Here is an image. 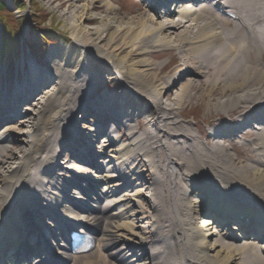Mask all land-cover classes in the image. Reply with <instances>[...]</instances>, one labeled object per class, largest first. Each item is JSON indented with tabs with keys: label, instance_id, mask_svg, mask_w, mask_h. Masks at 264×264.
I'll list each match as a JSON object with an SVG mask.
<instances>
[{
	"label": "bare ground",
	"instance_id": "6f19581e",
	"mask_svg": "<svg viewBox=\"0 0 264 264\" xmlns=\"http://www.w3.org/2000/svg\"><path fill=\"white\" fill-rule=\"evenodd\" d=\"M92 1L105 7L104 18L73 6L62 13L70 15L72 44L54 63L55 75L42 74L47 87L34 89L35 103L18 117L21 129H33L23 132L24 146L16 135L22 131L14 133L5 122L11 118L0 115V264H77L104 249L111 250L110 264H264V0H149L126 18L111 1ZM221 11L227 27L214 16ZM94 20L102 26L83 28ZM170 49L185 68L158 78L149 56ZM31 67L36 84L40 70ZM188 69L198 72L200 88L193 78L177 86ZM101 80L113 90L96 102L101 116L82 139L77 112ZM192 97L216 110L252 107L212 131L214 143L205 147L179 120L177 106ZM15 101L0 97L2 114L21 115ZM46 114V132H36ZM102 115L119 125H104ZM249 127L254 155L238 166L219 141ZM67 145L72 158L83 157L66 163L71 177L58 178ZM231 222V231L242 234L218 232ZM70 230L93 235L96 250L71 256ZM247 236L245 244L234 243Z\"/></svg>",
	"mask_w": 264,
	"mask_h": 264
},
{
	"label": "rangeland",
	"instance_id": "374dc122",
	"mask_svg": "<svg viewBox=\"0 0 264 264\" xmlns=\"http://www.w3.org/2000/svg\"><path fill=\"white\" fill-rule=\"evenodd\" d=\"M50 1L0 0L3 6V9L0 8V97L3 100H9L10 103L15 97L16 110L21 113V115H15L14 109L13 114L5 116V114H2V112L7 108V106L5 102H0V115H2L4 118H11L5 122L12 123L10 126L15 127L14 131L16 132L14 133L22 131L20 134H16L18 139H22L19 140V143L22 144V146L25 145L24 141L28 140L23 132H31L33 129L26 128L25 126H22L21 129L18 125L21 120H19L18 117L23 118L22 114L24 115L27 112V108L35 103L36 93L34 89L40 90L47 87V82L44 81L46 77L42 78V76H44L42 74L46 73L50 77L55 75L56 68L54 67V63H60L62 60H64V50H66V48L72 44L70 38V18L68 17L70 15L63 16L62 13L66 10H71L69 9L70 6H73V8H77L79 13H84L86 11L90 16L95 18H104V16L107 15H105V7L100 1ZM109 1L112 2L115 7L116 14L121 18H126L129 17V15L131 16L139 11H142L144 8L148 7L147 4H149L147 0ZM72 12H74V9H72ZM156 13L161 16L162 9L158 8ZM204 13L206 15H213V13H211L209 10H205ZM74 15L78 16L80 14L74 12ZM220 15V13L214 12V16L220 18ZM220 19V22H224V26L227 27L226 21L222 18ZM100 26H102V23L98 20L83 23V28L89 29L91 31L99 28ZM149 60L156 65V69L153 73L155 75L157 74L158 78L171 75L177 70L185 68L181 65L182 60L180 52L175 49L156 52L149 56ZM32 64H37L40 70V82L36 84L32 83V77L30 75ZM192 65L193 64H191V66ZM159 66H161L160 69ZM195 73L197 74L198 72L193 69H188V71L186 70L182 79L178 81L177 86L179 87L183 84H186L188 78H193V87L200 88L201 85L198 83L199 77ZM24 81L27 83L25 84ZM25 85L27 86L26 90L20 89ZM94 87L95 89L92 93V100H88V102L84 104V110L77 112V118L79 119V122L76 125V128L79 132L78 134L82 135V139L85 135H89L86 133V129L93 128V125H96L98 121V117L101 116V109L98 107V103L96 102L100 103L102 101L101 97L104 94L111 93L113 90L111 83L105 80L98 81ZM195 94L196 90L191 91V95ZM206 98L208 99V97ZM207 99L192 97L191 99H186L182 105H178L177 109L179 112V120L191 128V131L197 135V138L202 146L210 147L214 143L213 138L210 137V133L212 131H221L222 129H225L228 127L227 124H230L231 122H238V116H240L245 111L251 110L252 105L246 108H238L234 111L228 112L224 110H216L214 107L209 106ZM17 102H19L18 105ZM46 109H49L48 106ZM34 113H39L37 108L28 115L33 118L35 117ZM108 115L111 116V114ZM46 117L47 114L41 118V122L38 124V127H36V132H46ZM102 118L103 120H101L103 121V124L107 125L108 127H115L116 124H118V122L114 121L112 118L111 119L114 123L106 122L108 116L102 115ZM133 124L138 128L139 131L143 129V126L138 125L136 121H134ZM124 132L125 129H121L119 131L120 136H123ZM254 138L255 130L248 128L246 130L233 132L232 134H227V136L223 137L219 143L221 142V145L228 150V153L236 158L234 162L240 166L251 162V157L254 155ZM67 147L63 152H60L57 163V165H60V168L54 171L58 178H65L66 175L71 177L69 170L66 169V166H68L66 163L74 162L79 157H83V152H80L78 154H74L76 159L72 158V154L68 152V150H70V146L67 145ZM18 155L20 154L18 153ZM60 173L64 175H60ZM142 178L149 181L150 175L145 172ZM126 190L127 189H122V192H125ZM65 204L66 206H69L68 203ZM141 204L143 207H147L145 199H142ZM234 224L232 222L228 227L225 228V231L220 230L218 232H220V234L225 232L233 234L234 236L240 234L238 231H231L232 225ZM249 237L250 236L238 238V240H234V243L245 244L247 240L250 239ZM259 242H263L261 244L264 245V237ZM109 252H111V250L104 249L102 252L96 251L90 256L81 258L77 264L115 263L112 258L105 259ZM262 255H264V253H262ZM8 261L9 259H6V263L4 262V264H9ZM68 264H73V260Z\"/></svg>",
	"mask_w": 264,
	"mask_h": 264
},
{
	"label": "trees",
	"instance_id": "16d2710c",
	"mask_svg": "<svg viewBox=\"0 0 264 264\" xmlns=\"http://www.w3.org/2000/svg\"><path fill=\"white\" fill-rule=\"evenodd\" d=\"M0 6H1L0 8L3 9V6H2L1 2H0Z\"/></svg>",
	"mask_w": 264,
	"mask_h": 264
}]
</instances>
